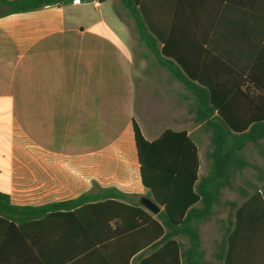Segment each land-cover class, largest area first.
Wrapping results in <instances>:
<instances>
[{
	"label": "crops",
	"instance_id": "obj_1",
	"mask_svg": "<svg viewBox=\"0 0 264 264\" xmlns=\"http://www.w3.org/2000/svg\"><path fill=\"white\" fill-rule=\"evenodd\" d=\"M111 1L114 14L104 11L106 0H81L0 17V193L14 206L40 207L101 189L139 202L152 198L142 182L134 125L150 142L187 128L184 115L171 127L161 110L152 113L151 99L156 103L170 88L150 70L139 84L141 48L161 64L124 20L118 0ZM180 12L217 18L208 40L216 49L236 45L231 32L244 34L245 47L257 35L264 48V0H180ZM74 224L60 215L7 229L0 220V264H56L57 252L37 239L69 238Z\"/></svg>",
	"mask_w": 264,
	"mask_h": 264
},
{
	"label": "trees",
	"instance_id": "obj_2",
	"mask_svg": "<svg viewBox=\"0 0 264 264\" xmlns=\"http://www.w3.org/2000/svg\"><path fill=\"white\" fill-rule=\"evenodd\" d=\"M72 1L0 0V17ZM119 2L134 20L139 40L193 96L196 122L210 128L214 150L205 172L199 142L188 131L167 130L150 142L135 124L142 182L163 209L159 214L116 189H101L40 207L14 206L8 194L0 193V220L7 229L16 224L24 229L35 221L73 217V236L37 239L42 249L57 252L56 264H213L206 259L200 228L228 206L234 218L230 213L222 221L215 264H264V185L244 191L241 205L222 202L223 190L232 188L235 171L246 164L241 156L246 145L264 139V48L259 38L245 47L244 34L231 32L236 45L222 51L208 43L215 37L210 27L216 17L181 14L180 0Z\"/></svg>",
	"mask_w": 264,
	"mask_h": 264
},
{
	"label": "rangeland",
	"instance_id": "obj_3",
	"mask_svg": "<svg viewBox=\"0 0 264 264\" xmlns=\"http://www.w3.org/2000/svg\"><path fill=\"white\" fill-rule=\"evenodd\" d=\"M86 2H91L92 0H83ZM100 1V0H98ZM104 6V11L108 14H114L117 12L113 6L111 0H106ZM118 5H120L118 0ZM122 9V6H118ZM91 10H94V6L90 5ZM123 10V9H122ZM123 18L129 23L135 30L134 20L127 16L126 12L123 10ZM107 14V15H108ZM110 16V15H108ZM141 46V44H140ZM143 48L140 49L138 56L136 58V65L139 74V84H145V74L150 70L153 74L157 76L162 87L170 88L167 91L161 92L157 97V101L149 103L152 113L155 114L160 112V114L165 117H170L171 123L169 126L175 127L174 119L179 116H185L187 119L186 131L192 130V136L199 142L200 154L202 158V174L205 172L206 166L209 163L208 154L214 150V142L212 141V133L209 127L206 125H199L195 120V113L191 110L193 103V96L188 91L185 92L183 84L178 82L169 75L167 70L161 65H158L155 59L152 57H144L141 55ZM146 52V50H144ZM168 84V85H167ZM162 89V88H161ZM186 93V97L184 95ZM148 95V94H147ZM157 104V107L155 106ZM260 144L248 143L245 150L241 153L242 159L245 161V166L238 171H235L234 177L231 181L232 188H226L223 190L222 202H236L241 205L244 201L243 193L253 192L255 187H261L264 185V139L259 142ZM215 219L209 223L203 225L204 233L202 235V247L206 251V259L211 260L214 253L215 242H220L223 237V226L222 221L226 220L230 213H232L231 218H234L233 210L230 207H220Z\"/></svg>",
	"mask_w": 264,
	"mask_h": 264
},
{
	"label": "water",
	"instance_id": "obj_4",
	"mask_svg": "<svg viewBox=\"0 0 264 264\" xmlns=\"http://www.w3.org/2000/svg\"><path fill=\"white\" fill-rule=\"evenodd\" d=\"M141 205L147 209L149 212L157 215L161 212V207L154 201L153 198L150 197H143L141 199Z\"/></svg>",
	"mask_w": 264,
	"mask_h": 264
},
{
	"label": "built area",
	"instance_id": "obj_5",
	"mask_svg": "<svg viewBox=\"0 0 264 264\" xmlns=\"http://www.w3.org/2000/svg\"><path fill=\"white\" fill-rule=\"evenodd\" d=\"M73 4H80L81 0H73Z\"/></svg>",
	"mask_w": 264,
	"mask_h": 264
}]
</instances>
